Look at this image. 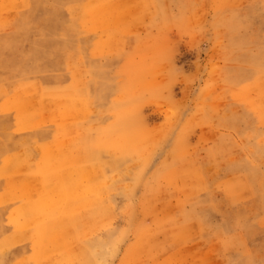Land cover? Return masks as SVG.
<instances>
[{
    "label": "rangeland",
    "instance_id": "374dc122",
    "mask_svg": "<svg viewBox=\"0 0 264 264\" xmlns=\"http://www.w3.org/2000/svg\"><path fill=\"white\" fill-rule=\"evenodd\" d=\"M0 264H264V0H0Z\"/></svg>",
    "mask_w": 264,
    "mask_h": 264
},
{
    "label": "crops",
    "instance_id": "0c3cea01",
    "mask_svg": "<svg viewBox=\"0 0 264 264\" xmlns=\"http://www.w3.org/2000/svg\"><path fill=\"white\" fill-rule=\"evenodd\" d=\"M33 163H34V162H33ZM39 164H40V163H39ZM39 166H41V165H39ZM20 205H21V204H20L19 202L16 203L15 208L19 209V208H20ZM19 229H20V228H19ZM19 229H18V230H19Z\"/></svg>",
    "mask_w": 264,
    "mask_h": 264
},
{
    "label": "bare ground",
    "instance_id": "6f19581e",
    "mask_svg": "<svg viewBox=\"0 0 264 264\" xmlns=\"http://www.w3.org/2000/svg\"><path fill=\"white\" fill-rule=\"evenodd\" d=\"M55 213V212H54Z\"/></svg>",
    "mask_w": 264,
    "mask_h": 264
}]
</instances>
